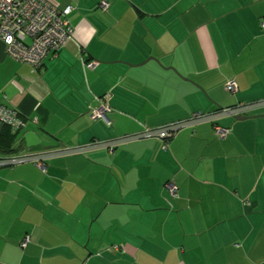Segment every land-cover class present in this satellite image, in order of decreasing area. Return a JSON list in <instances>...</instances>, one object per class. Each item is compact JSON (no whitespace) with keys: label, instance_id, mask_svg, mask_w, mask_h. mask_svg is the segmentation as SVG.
I'll return each mask as SVG.
<instances>
[{"label":"crops","instance_id":"obj_1","mask_svg":"<svg viewBox=\"0 0 264 264\" xmlns=\"http://www.w3.org/2000/svg\"><path fill=\"white\" fill-rule=\"evenodd\" d=\"M48 1L73 5L57 55L32 67L0 38V105L26 119L0 121V153L44 162L0 165V264H264V103L219 116L225 136L205 120L103 145L264 99V0Z\"/></svg>","mask_w":264,"mask_h":264},{"label":"built area","instance_id":"obj_2","mask_svg":"<svg viewBox=\"0 0 264 264\" xmlns=\"http://www.w3.org/2000/svg\"><path fill=\"white\" fill-rule=\"evenodd\" d=\"M108 4V0L100 1L104 10ZM72 8L71 3L59 5L48 0H0V38L4 42L7 54L32 67L40 66L48 56L57 55L66 40L72 36L73 28L68 19ZM260 25L264 29V17L260 19ZM95 63L96 60H90L86 65L93 66ZM226 87L231 93L236 92L238 88L236 79L229 78ZM107 97L108 94L96 96V102L91 106L94 116L106 117V112L110 109ZM263 103L264 99L248 103L238 101L213 111H196L189 119L160 126H144L141 130L125 134L118 139L103 141V145L112 147L117 142L140 137H159L164 140L184 124L214 120L222 114H248L252 108ZM0 121L10 124L14 130L23 127L26 123V119L19 115L17 109L3 105H0ZM214 128L220 136H225L229 131L227 127L219 124H215ZM25 161H33L42 166L43 154L34 152L28 147L0 153V165H14ZM168 186L170 191H175L176 186L173 183H169ZM28 240L29 236L25 235L20 241V246L26 245Z\"/></svg>","mask_w":264,"mask_h":264},{"label":"water","instance_id":"obj_3","mask_svg":"<svg viewBox=\"0 0 264 264\" xmlns=\"http://www.w3.org/2000/svg\"><path fill=\"white\" fill-rule=\"evenodd\" d=\"M236 118H240V119H243V118H246L248 117V115L246 114H237V115H234ZM24 139V142L27 146H32V145H36L40 142V139L38 137V135L33 131V130H28L26 131L23 136L18 139L11 147L12 150H15L20 144H21V141Z\"/></svg>","mask_w":264,"mask_h":264},{"label":"trees","instance_id":"obj_4","mask_svg":"<svg viewBox=\"0 0 264 264\" xmlns=\"http://www.w3.org/2000/svg\"><path fill=\"white\" fill-rule=\"evenodd\" d=\"M261 28H262V27H261ZM262 29H263V28H262ZM263 30H264V29H263ZM220 107H221V106H218V107H216L215 109L220 108ZM215 109H214V110H215ZM195 112H196V111H195ZM201 112H202V111H201ZM203 112H205V111H203ZM191 115H192V114H191ZM191 115H189V117L184 118V119H181V120L189 119V118L191 117ZM223 115H230V114H222V115H220V116H223ZM233 116H234V115H233ZM218 117H219V116H218ZM218 117H217V118H218ZM217 118L214 119V120H207V121H211V122H213V127H214L215 124H218V123H217ZM181 120H178V121H181ZM204 121H205V120H204ZM173 122H177V121H173ZM169 123H172V122H169ZM167 124H168V123H167ZM188 124H190V123H188ZM184 125H187V124H184ZM184 125H183V126H184ZM180 127H182V126H180ZM180 127H179V128H180ZM179 128H178V129H179ZM227 128H228V127H227ZM178 129H177V130H178ZM214 129H215V128H214ZM228 129H229V128H228ZM215 131H216V130H215ZM228 132H229V131H228ZM228 132H227V133H228ZM215 133H216V132H215ZM216 134L219 135L218 133H216ZM226 135H227V134H226ZM171 136H172V135H171ZM171 136L168 137V138H165L166 140H165V139H164V140L167 141L168 139L171 138ZM162 140H163V139H162ZM0 144H1V140H0ZM7 146H9V145L7 144ZM0 148L3 149V147H1V146H0ZM9 148H10V147H7V148L5 147V149H7V151L11 150V149H9Z\"/></svg>","mask_w":264,"mask_h":264}]
</instances>
